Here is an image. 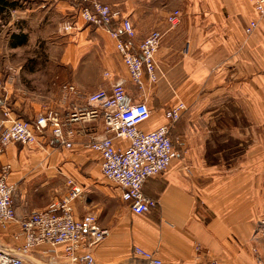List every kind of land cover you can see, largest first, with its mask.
Listing matches in <instances>:
<instances>
[{
  "label": "crops",
  "instance_id": "0c3cea01",
  "mask_svg": "<svg viewBox=\"0 0 264 264\" xmlns=\"http://www.w3.org/2000/svg\"><path fill=\"white\" fill-rule=\"evenodd\" d=\"M28 1L37 3L45 16L57 12L61 19L68 15L75 22L73 33L60 43L59 62L68 69L76 93L65 87H33V119L26 121L52 111L66 122L77 110L88 108L89 95L118 81L125 83L134 102H145L151 109V119L141 126L145 132L167 125V112L176 105L182 103L186 110L171 133L180 157L167 173L144 185V194L158 203L150 213L132 212L122 190L102 175L100 154L86 147L93 138L105 136L98 118L65 128L71 148L45 131L39 132L32 156L16 146L0 155V164L13 166L9 181L21 183L26 195L15 200L18 218L62 201L72 180L83 191L73 204L76 219L94 214L109 231L93 249L95 264H149L134 254L136 248L155 253L163 264L264 261V16L253 3L100 0L132 23L136 52L152 32L163 35L156 57L158 81L146 79L141 91L107 31L72 15L81 0ZM176 11L179 23L172 26L168 19ZM252 21L258 28L247 36L245 29ZM10 42L11 51L19 49L11 48ZM11 89L5 99L0 96V123L5 112L18 115L25 102L9 100ZM115 143L124 150L129 146L128 141ZM31 168L33 201L26 188ZM18 231L17 225L0 229V249L20 246L23 240L14 239ZM51 258L46 253L37 262L67 264L62 248L56 263Z\"/></svg>",
  "mask_w": 264,
  "mask_h": 264
},
{
  "label": "built area",
  "instance_id": "2783aa9c",
  "mask_svg": "<svg viewBox=\"0 0 264 264\" xmlns=\"http://www.w3.org/2000/svg\"><path fill=\"white\" fill-rule=\"evenodd\" d=\"M250 2L264 16V0ZM179 16L178 11L172 13L169 23L178 25ZM80 18L86 24L105 29L116 41L117 52L130 79L141 91L145 88L146 79L153 83L158 81L156 57L163 39L160 32H152L136 52L131 43L136 37L132 23L110 5L100 0H82ZM257 28L258 22L252 21L245 29L246 35L251 36ZM74 29L75 22L68 20L63 23L61 31L71 34ZM70 90L76 92L73 87ZM185 110L184 104L176 105L167 112V125L145 132L141 126L151 119V109L145 102H134L125 83L118 81L108 90L89 95L88 108L77 110L66 122L51 112L47 116H39L34 122L12 120L8 126L0 124V143L4 147L11 144L36 147L39 132L50 131L62 145L71 148L72 143L65 134L69 124L102 118L105 136L93 138L86 147L100 154L102 175L122 190V199L130 205L132 212L145 215L158 204L144 194L145 182L167 173L172 162L180 157L171 133ZM116 140L128 141V148H119ZM9 171L10 167L5 166L0 175V229L8 230L17 225L19 231L14 234V239L23 240V243L13 250L0 249V264H38L39 256L46 253L56 263L60 248L67 264H95L93 249L109 236V231L99 225L94 214L76 219L73 204L83 193L81 187L70 180L71 189L61 202L20 219L15 208L18 186L9 181ZM42 247L48 250L42 252L39 250ZM134 254L149 264H163L155 253L142 248H136ZM257 264H264V261L258 259Z\"/></svg>",
  "mask_w": 264,
  "mask_h": 264
},
{
  "label": "rangeland",
  "instance_id": "374dc122",
  "mask_svg": "<svg viewBox=\"0 0 264 264\" xmlns=\"http://www.w3.org/2000/svg\"><path fill=\"white\" fill-rule=\"evenodd\" d=\"M13 1L18 2L19 8L8 9L0 15V96H3V99L8 97V90L12 87V97L9 100L15 97L17 99H24L25 102L22 104V108L19 109L18 115L10 116V111L4 113V119L0 124L7 126L12 120L26 121V119H33V105L29 101L33 97V87H65L69 91H71V87H75L71 84V75H69L68 69L62 67L59 62L63 49L60 43L63 42V38L73 33L65 34L61 31L63 23L68 21L69 16L67 15V17L61 19L60 14L57 12L49 13L48 16H45L46 14L43 10H38L39 5L37 3L28 0ZM72 15H77L80 18V9L78 12H73ZM60 19V24L56 25ZM20 33L28 35L27 44L15 51H11L8 48L10 38L12 35ZM51 112L42 115L47 116ZM9 146H16L19 150L23 148L31 156L33 155V147H24L20 144H11L4 147L1 143L0 155ZM5 166L10 167V177L13 169L11 163L0 164V175ZM29 170L30 172L27 173L29 182L26 188L33 201V169ZM69 181L67 183L66 195L71 189ZM14 184L18 186L17 199L26 196L24 195V191L22 192L21 190V183ZM76 185L78 184L76 183ZM31 213H33V210Z\"/></svg>",
  "mask_w": 264,
  "mask_h": 264
},
{
  "label": "trees",
  "instance_id": "16d2710c",
  "mask_svg": "<svg viewBox=\"0 0 264 264\" xmlns=\"http://www.w3.org/2000/svg\"><path fill=\"white\" fill-rule=\"evenodd\" d=\"M16 9L18 7V2L13 0H0V15L6 12L8 9ZM28 41V35L25 34H14L11 37L10 47L11 48H20L25 46ZM146 183V182H145Z\"/></svg>",
  "mask_w": 264,
  "mask_h": 264
}]
</instances>
